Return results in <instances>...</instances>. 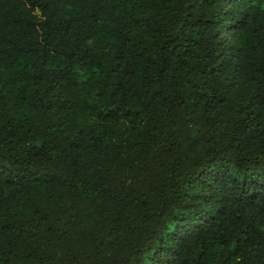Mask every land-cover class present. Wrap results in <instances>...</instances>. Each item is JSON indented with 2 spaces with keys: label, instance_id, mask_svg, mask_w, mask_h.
Listing matches in <instances>:
<instances>
[{
  "label": "trees",
  "instance_id": "obj_1",
  "mask_svg": "<svg viewBox=\"0 0 264 264\" xmlns=\"http://www.w3.org/2000/svg\"><path fill=\"white\" fill-rule=\"evenodd\" d=\"M0 264H264V0H0Z\"/></svg>",
  "mask_w": 264,
  "mask_h": 264
}]
</instances>
